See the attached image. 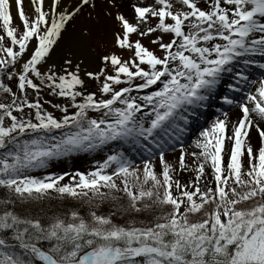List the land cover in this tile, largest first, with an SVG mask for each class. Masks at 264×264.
Wrapping results in <instances>:
<instances>
[{
    "label": "snow or ice",
    "instance_id": "snow-or-ice-1",
    "mask_svg": "<svg viewBox=\"0 0 264 264\" xmlns=\"http://www.w3.org/2000/svg\"><path fill=\"white\" fill-rule=\"evenodd\" d=\"M0 264H264V0H0Z\"/></svg>",
    "mask_w": 264,
    "mask_h": 264
},
{
    "label": "rangeland",
    "instance_id": "rangeland-1",
    "mask_svg": "<svg viewBox=\"0 0 264 264\" xmlns=\"http://www.w3.org/2000/svg\"><path fill=\"white\" fill-rule=\"evenodd\" d=\"M25 6L27 7V0H25ZM14 22H18V20ZM200 122L202 121L199 117L193 120L194 130H196ZM188 142L190 143V141ZM90 163H91L90 154L80 153V154H76L74 158L72 157L65 158L63 164L60 165V167L64 168L65 170H70V169H74L75 167H80L83 170V169L88 168L90 166ZM53 170H58V169H53Z\"/></svg>",
    "mask_w": 264,
    "mask_h": 264
},
{
    "label": "bare ground",
    "instance_id": "bare-ground-1",
    "mask_svg": "<svg viewBox=\"0 0 264 264\" xmlns=\"http://www.w3.org/2000/svg\"><path fill=\"white\" fill-rule=\"evenodd\" d=\"M196 130H198V127L196 128Z\"/></svg>",
    "mask_w": 264,
    "mask_h": 264
}]
</instances>
